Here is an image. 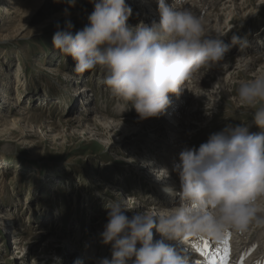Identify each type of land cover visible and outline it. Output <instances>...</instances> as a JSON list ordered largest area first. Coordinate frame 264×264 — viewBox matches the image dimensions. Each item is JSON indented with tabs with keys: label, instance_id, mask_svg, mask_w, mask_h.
I'll return each mask as SVG.
<instances>
[{
	"label": "rangeland",
	"instance_id": "374dc122",
	"mask_svg": "<svg viewBox=\"0 0 264 264\" xmlns=\"http://www.w3.org/2000/svg\"><path fill=\"white\" fill-rule=\"evenodd\" d=\"M137 1L139 3V8L137 6L135 10L137 13L126 21V24L133 28L137 23H143L148 15L147 24L151 21H149L151 13L145 14L140 7L145 3L139 2L142 0ZM211 1L213 10H220L218 12L223 14L220 17L222 22L218 24L224 23L225 27L222 29L224 31L227 29L226 23L229 22L226 19L228 10L225 12L220 4L224 5L228 0ZM250 1L256 5L255 10L244 14L241 19L234 18L229 22L228 30L235 29L236 35L228 36L230 43L227 44L231 51L228 52V50L225 55L227 53H231V56L244 55V58L249 59L248 55L261 57L258 60L260 65L264 62V2ZM91 11L92 4L89 0H75L74 6H70L68 2L63 3L62 0L50 1L33 14V19L27 26L19 25L14 28L7 23L0 28V78H4L2 73L5 74L6 82L10 85L8 93H14V98L16 94L20 95V102L23 99L25 104L29 103L33 107L38 106L42 102V97L46 96V102L42 108L44 107L43 109L51 114V122L61 124L70 116L85 117V114L80 111L72 113L76 103L74 99H71L73 94L70 93L75 91V86L76 91L78 90L82 96L88 95L86 105L88 110L91 111L90 108L93 107L96 113L110 112V115H118L115 117L116 120L139 118L130 105L121 113L117 112L119 111L117 106H121L123 102L110 94L104 83L105 70L97 68L76 73L73 71L74 61L71 56L64 55L52 46V35L57 30V24L63 30L65 22L70 21L73 25L71 32L74 35L77 30L88 24V15ZM204 13L206 12L203 11ZM210 22L211 20L209 24ZM233 36L238 41L235 44L231 43ZM52 65H58L63 73L55 74V76L52 72L44 71ZM242 70L230 71L228 94L226 93V96L223 95L217 101L218 108L211 106L214 109L209 112V115L202 114L200 119L205 125L198 128L195 134L187 133L186 138L191 142L192 148L205 142L210 133L220 131L226 126L248 124L249 132L261 131L253 122L252 110L246 109L247 112H243L245 108L235 101L238 98L237 90L240 86L238 83L245 81V79L241 80V74H239ZM17 73H19L18 79L24 80L21 85L20 82H18L19 85L15 83ZM48 75L49 77L51 75L53 79H50ZM252 76L257 78L252 74L248 77L253 79ZM261 77H264V70ZM77 80L79 82L76 84ZM217 81L214 80V84ZM67 82L70 89L65 85ZM1 85L2 81H0V88ZM28 94H35L31 95L35 97L29 101ZM63 97L64 99L59 102L60 105L52 101L53 98L60 100ZM196 98L197 95L191 96L190 100L194 101ZM6 100L7 106L10 107L12 100L8 97ZM53 105L56 107L54 108ZM220 110H226V112ZM192 122L198 124L200 121ZM72 133L63 141L53 140L50 136L40 138L37 134L21 138L18 132L13 131L11 136L4 135L0 131V189L3 183L7 186L6 197L0 191V214H3V218L6 219V214H14L22 230L28 228L26 229L28 232L38 237H41L45 231H51L57 237H60L59 234L63 232L73 238L74 244V247L70 244H52L55 247L54 251L49 249L47 251L49 243L46 239H34L25 244L20 253L15 254L17 250L6 238L5 227L1 226L3 231H0V264H20L19 262L22 261L21 264H73L71 255H78L83 264L87 262L85 256L88 251L93 252L94 257H98L90 258V260H93L94 264H100L102 259H109L112 251L111 244L103 243L102 233L106 228L105 222L109 221L110 205L113 201H126L127 207L132 209L126 213L132 216L145 212H153V214L158 212L159 206L150 200L154 201L158 198L156 188L152 186L151 181L159 180L141 170V163L145 157H150L149 160L155 159L156 167L157 164L162 166L157 161H161L160 156L166 153L164 147L160 149L161 146H156L153 149L146 145L147 141L153 137L155 140L160 139L155 137L157 132L152 129L150 131L139 129L132 133L114 135L115 137L111 138L107 135L105 137L109 142L100 141L89 133H86V138L81 133ZM173 139V136L167 137L171 144L176 143ZM174 164L175 162L172 163L173 166ZM168 165L172 167L170 163ZM3 167L5 170L2 169ZM1 172H5L6 175L2 176ZM159 182L167 185L169 180ZM169 186H173L172 188L176 191L179 190L177 185ZM128 195L133 197L135 195L136 200H130L131 197ZM252 228L255 229L252 226L251 231H253ZM248 234H244L246 238ZM61 239L58 238V240ZM136 247H140L138 242ZM47 253L49 254L46 255ZM18 256L24 257L23 260L18 259ZM132 260H129L128 264Z\"/></svg>",
	"mask_w": 264,
	"mask_h": 264
},
{
	"label": "clouds",
	"instance_id": "9594fccd",
	"mask_svg": "<svg viewBox=\"0 0 264 264\" xmlns=\"http://www.w3.org/2000/svg\"><path fill=\"white\" fill-rule=\"evenodd\" d=\"M74 6L75 0H67ZM88 24L73 35V25H56L54 49L71 56L73 71L97 68L106 71L104 83L110 94L122 101L121 112L130 105L140 119L163 113L168 93L178 94L186 82L199 79L222 61L229 50L210 35L190 0H158L160 20L151 26L126 24L130 9L124 0H89ZM67 14V12H66ZM233 36L231 43H237ZM240 104L252 110L254 124L226 126L210 133L205 142L179 152L173 171L179 176V190L166 188L179 197V204L153 214L129 218L126 201L110 205L109 222L102 233L111 244V260L100 264H189L165 241L199 234L220 236L232 229L245 232L250 224L264 226V77L242 82L237 90ZM156 180L167 178L166 168L152 170ZM153 228L163 239L153 241ZM139 242L140 247H136ZM73 264H81L74 261Z\"/></svg>",
	"mask_w": 264,
	"mask_h": 264
},
{
	"label": "bare ground",
	"instance_id": "6f19581e",
	"mask_svg": "<svg viewBox=\"0 0 264 264\" xmlns=\"http://www.w3.org/2000/svg\"><path fill=\"white\" fill-rule=\"evenodd\" d=\"M50 1H59V0H0V28H2V26L6 25L7 23H10L9 26L14 27V28L19 25H22L23 27L27 26L28 23L32 21L33 14L42 5ZM62 1L63 3L67 2V0H62ZM124 1H126V3L124 4L130 9V13L128 15V18L130 19V17L134 16L137 13L135 10L137 9V6L139 8V3H137L138 2L137 0H124ZM259 1L264 2V0H259ZM139 2L145 3L144 6L140 5L142 11H144L145 14L151 13L150 14L151 18L149 19V21L151 20L150 23L147 24V20L149 18V15H148L146 16V19L143 21V24L147 26H151L153 22L158 23L160 20L158 0H142ZM165 2L171 5L173 3V0H165ZM211 2H212L211 0H190V6L202 18L204 27L206 31L208 32V34L221 35L219 38L222 40L224 44L228 45L227 43H230L228 36H231L232 34H235L236 32L235 29L228 30L229 22L234 18L241 19L244 14L246 13L248 14L254 11L255 10L254 7L256 5L253 2L251 3L250 0H228L226 4L224 5L220 4L222 6V9H224L225 12L228 10L227 15H226L227 18L226 17L225 18L229 22L226 23L227 29L223 31L222 29L225 27L224 23H219L220 25L218 24V22H222V20H220V17L223 14L218 12L220 10H213V4H211ZM203 11L206 13L203 14ZM210 20L212 23L210 22L209 24ZM230 51H231V48L229 49L228 52ZM248 56H250V59L244 58V55L231 56V53L230 54L227 53V55L224 56L222 61L218 62V64L215 67H212L208 69L207 71H205L203 75L199 77V79H192V80L187 81L186 82L187 88H182V90L178 94L169 93L170 94L169 98L171 102L170 104L167 103V105L164 108V112L162 114L156 117H148L144 119H140V118L127 119L126 118V119L116 120L115 117H117L118 115L117 116L115 114L110 115V112L104 113L100 111V113H96L93 111L94 110L93 107L90 108L92 109L90 111L87 109V106H86L88 102V95L82 96L80 93H78V90L76 91V86H75V91H71L70 93V94H73L71 99H74L76 103L74 107L72 108L73 110L72 113H74L75 111H80L81 113L83 112V114H85V117L82 118L80 116L79 117L70 116V118H67L61 124L58 122H51L50 120L51 114H49V112L47 113L46 110L43 109L44 107L42 108V106L46 102L45 100L46 96L42 97V102L41 103L39 102L40 104L36 107L29 105V103L25 104L23 102V99L20 102L21 100L20 95L16 94L14 98L13 97L14 93L12 94H10V92L8 93V87L10 85H9V82L8 83L6 82L5 74L2 73V76L4 78L2 79L0 78V81H2V85L0 88V98H2L0 99V112L2 111L0 113V129H1L0 131L4 135L9 134L11 136L13 135V131L18 132L19 133L18 136H21V138L22 136L31 137V135L37 134L40 136V138H45V137L49 138L50 136L51 138H53V140L61 139L63 141L66 140L67 136L71 134L72 132H73L72 134L81 133L82 135H84L85 138L87 135L86 133H89L90 136L96 137L98 140L100 141L103 140L104 142V141H107V137H105L107 135L110 136L111 138V137L117 136L118 134L123 135L125 133H132L139 129H145L148 131L152 129L154 132H157V135L155 137L156 138L160 137L161 141H159L160 140L159 138L158 140H155L153 137L152 139L147 141L146 145H149L150 148L153 147V149L156 146L157 147L161 146L160 149L164 147L163 149H165L167 153L172 154V157H171L172 163L175 162L174 165H177L180 162L179 152L185 148H189V147L192 148L191 142L187 140L186 138L187 133L190 132V133L195 134V131H197L198 128L205 125L203 121L200 119V117H202V114L209 115L210 114L209 112L213 111L214 109V108H211V106L217 107L216 105L217 101L221 99V97H223V95H225L226 93L228 94V92L230 91V88L227 89L229 87L228 78L231 75L230 71L235 70V69L236 70L243 69L241 73L239 74H241L240 76L241 80L245 79L244 82L252 80L250 77H248L249 74L255 75V77H261L262 72L264 70V62L258 65V60L261 57L257 58L256 56H253V55H248ZM44 71L52 72V74L54 75L63 73L61 68L58 65H52L51 67L44 69ZM256 75H259V76H256ZM18 78H19V73H17L15 76V79H16L15 83H17V85H19L18 82H20V85L21 83H24V80H22V78L20 80ZM49 78L53 79L51 75ZM252 78L254 79L253 76ZM214 80H218L217 83L214 84ZM78 82L79 80H77V82L75 83L77 84ZM242 82L238 84H241ZM73 84H74V81H73ZM65 85L68 89H70L69 82H67V84ZM238 86L239 85H237V87ZM31 95H35V94H31ZM31 95L28 94L27 99H29V101L35 97V96L32 97ZM196 95H197L196 100L191 101L190 100L191 96H196ZM7 97L12 100L10 107L7 106V100H6ZM56 99L57 98H53L52 101H54V103L55 102L59 103L60 101L64 99V97L60 100L59 99L56 100ZM223 100H225V98ZM235 101L238 104H240V101L238 98ZM56 105L55 106L53 105V107L55 108ZM117 107L119 108V111L117 112L121 113V106H117ZM219 108L224 109V107H219ZM226 110L225 111L220 110V111L226 112ZM170 111H172L173 114H170L171 113ZM245 111L246 109H244L243 112ZM229 114H230V111H229ZM192 121H196V122L200 121V122L198 124H194V122ZM169 136H173L174 138L173 142H176V143L171 144V142L167 140V137ZM163 154L165 156L164 157L165 159L162 158V160H164L163 162L164 165L162 164L161 167H156V165L154 164L155 159L149 160L148 158L150 157H145L144 161H142L141 163L142 164L141 170L147 172L151 176H154L152 170L157 169V168H166L168 169V172H169V175L167 178L161 179V181L169 180V183L167 185H165V183L163 182H159L160 180L157 182L151 181L152 186L156 188V192L158 193V198L155 199L154 201L153 199L151 200L149 199V200L150 202L151 201L156 202L157 205L159 206L157 207V210H158L157 213L163 211V209H171L173 207H176L179 204L178 196L170 195L166 190H164L166 188L173 187L169 185L179 186V176L176 172L173 171L174 166L171 167L170 165H168L170 161L169 156H167L168 154L166 153H163ZM5 167H3L2 169L5 170ZM1 175L3 176L6 174L5 172L3 173L1 172ZM6 187L7 186L3 183V186L0 189V191H2V195L5 197L7 196ZM129 197H131L130 200L132 201L136 200L135 195L134 197L133 196H129ZM260 207L264 209V202H261ZM150 213H153V212H150ZM125 214L129 218L132 217V215L127 214L126 212ZM2 215L3 214H0V231H3L1 226L5 227L4 231L6 230L5 231L7 235L6 238L10 240V242L14 245L13 248L17 250L15 251V254L20 253L23 250L22 247H24L25 244L29 243L30 241H33L34 239L41 240V238L46 239V242L49 243V245L47 246L48 247L47 251L48 249L50 251H54L55 247L52 244H55V245L57 244L69 245L70 244L71 246L73 245L72 247H74V244L72 243L73 238H70L71 236H68V234H63L62 232L59 234L60 237H57L51 231L50 232L45 231L41 234V237H38L34 235L33 233L32 235L30 232H28L26 230L28 228L22 230L20 227L21 225L18 224L19 222L18 223L16 222V217L14 216V214H8V215L6 214L5 217H7V219L3 218L4 215L3 216ZM108 222L109 221H106L105 224L107 225ZM252 226L255 227V229L252 228L253 231L250 230ZM152 232H153L154 242L160 241L163 239L162 235H158L160 234V232H158L156 228H153ZM245 233H249L247 238L244 235ZM258 235L259 237L263 236L262 238L263 245L261 246L259 250V254H260L264 250V226H257L255 224H250L248 229L245 232H237L235 230L229 229L218 237L210 236L207 234H199V235L187 237L185 239L179 238V239H176V241L172 240V241H165V242L170 244L173 248H175L179 254L186 257L189 260V264H207L205 257L201 256L197 250L191 251L190 249H188V247H190L189 244L192 241H193L192 245H200L203 240H207L210 242V254L216 258L217 264H221V262L224 259V256H223L224 245L222 242L225 239H228L229 255L227 258V264H264L263 255L260 257H256L257 254L254 253L255 251L254 242L255 240H257L255 237ZM58 238H62V239L58 240ZM72 251L73 250H71V252ZM48 254L49 253H47L46 255ZM89 254L90 253H88L86 257L87 262L83 264H94L95 263L93 260H90V258H93V257L90 256ZM70 257H73L72 262L77 261V260L80 261L78 255H71ZM17 258L18 259L22 258L21 259L22 261L24 257L18 256ZM22 262H19V263L21 264ZM129 264H132V262Z\"/></svg>",
	"mask_w": 264,
	"mask_h": 264
},
{
	"label": "snow or ice",
	"instance_id": "6c2138e0",
	"mask_svg": "<svg viewBox=\"0 0 264 264\" xmlns=\"http://www.w3.org/2000/svg\"><path fill=\"white\" fill-rule=\"evenodd\" d=\"M224 248H223V256L224 259L221 262V264H227V258L229 255V241L228 239H225L223 242ZM197 251L200 253L201 256L205 257V260L207 261V264H217V260L214 256L210 254V242L207 240H203L200 245L196 246Z\"/></svg>",
	"mask_w": 264,
	"mask_h": 264
}]
</instances>
